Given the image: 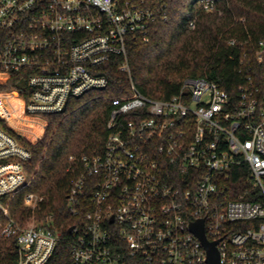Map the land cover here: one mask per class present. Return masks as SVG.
<instances>
[{"label": "built area", "instance_id": "obj_1", "mask_svg": "<svg viewBox=\"0 0 264 264\" xmlns=\"http://www.w3.org/2000/svg\"><path fill=\"white\" fill-rule=\"evenodd\" d=\"M216 1L200 3L211 11ZM166 18L135 0H0V74L4 82L23 74L25 115L61 112L70 97L108 85L92 69L112 56L122 55L119 69L130 74L128 44L148 41L151 25ZM239 72L232 90L187 78L178 94L154 98L132 81L131 93L111 99L104 149L80 157L67 196L78 219L69 264H209L191 230L199 219L220 264H264V36L243 53ZM5 118L0 236L16 239V264H48L62 231L53 214L38 217L44 196L25 195L23 224L3 202L27 185L31 159Z\"/></svg>", "mask_w": 264, "mask_h": 264}, {"label": "trees", "instance_id": "obj_2", "mask_svg": "<svg viewBox=\"0 0 264 264\" xmlns=\"http://www.w3.org/2000/svg\"><path fill=\"white\" fill-rule=\"evenodd\" d=\"M167 13L151 25L150 39L131 40L127 48L130 74L119 69L122 55H114L93 72L108 79V85L70 97L65 109L42 115L48 121L44 136L28 140L1 120L3 127L31 152L24 162L28 183L3 202L20 224L31 211L25 206L26 194L44 196L38 217L53 214L55 226L62 231L59 245L48 264H69L74 235L69 231L78 224L66 209L67 196L80 171V157L101 153L107 133L106 123L112 109L111 99L131 93V82L154 98L178 94L187 78L209 77L232 90L242 79L240 58L252 55L255 43L264 36V0H217L214 10L206 11L202 0H135ZM195 21V26L190 22ZM236 40L232 44V40ZM235 83V84H233ZM17 91L28 98L22 73H13L0 83V92ZM41 132V129H38ZM70 158V157H72ZM233 173L238 174L234 169ZM237 177L234 184H239ZM0 219H4L0 210ZM15 238L0 236V264H16Z\"/></svg>", "mask_w": 264, "mask_h": 264}, {"label": "rangeland", "instance_id": "obj_3", "mask_svg": "<svg viewBox=\"0 0 264 264\" xmlns=\"http://www.w3.org/2000/svg\"><path fill=\"white\" fill-rule=\"evenodd\" d=\"M5 75L0 74V83L4 82ZM23 102L17 91L0 92V114H7V125L16 132L24 135L28 140L37 142L45 133L48 121L42 115L28 116L23 113ZM41 129V132H38Z\"/></svg>", "mask_w": 264, "mask_h": 264}, {"label": "water", "instance_id": "obj_4", "mask_svg": "<svg viewBox=\"0 0 264 264\" xmlns=\"http://www.w3.org/2000/svg\"><path fill=\"white\" fill-rule=\"evenodd\" d=\"M72 230L73 227L69 231L72 232ZM191 230L201 239L203 245L206 247L209 264H220V253L217 248V241L208 240L203 219L193 222L191 224Z\"/></svg>", "mask_w": 264, "mask_h": 264}]
</instances>
